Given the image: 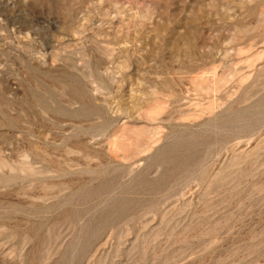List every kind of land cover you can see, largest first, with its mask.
Returning a JSON list of instances; mask_svg holds the SVG:
<instances>
[{"label":"rangeland","instance_id":"rangeland-1","mask_svg":"<svg viewBox=\"0 0 264 264\" xmlns=\"http://www.w3.org/2000/svg\"><path fill=\"white\" fill-rule=\"evenodd\" d=\"M0 264H264V0H0Z\"/></svg>","mask_w":264,"mask_h":264},{"label":"bare ground","instance_id":"bare-ground-1","mask_svg":"<svg viewBox=\"0 0 264 264\" xmlns=\"http://www.w3.org/2000/svg\"><path fill=\"white\" fill-rule=\"evenodd\" d=\"M139 185V184H138Z\"/></svg>","mask_w":264,"mask_h":264}]
</instances>
